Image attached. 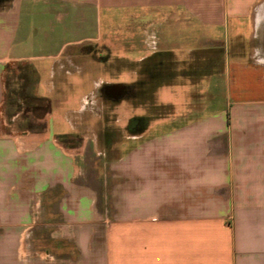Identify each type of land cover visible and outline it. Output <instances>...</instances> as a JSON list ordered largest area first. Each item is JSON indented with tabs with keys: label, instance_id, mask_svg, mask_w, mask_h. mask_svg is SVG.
Returning a JSON list of instances; mask_svg holds the SVG:
<instances>
[{
	"label": "crops",
	"instance_id": "obj_1",
	"mask_svg": "<svg viewBox=\"0 0 264 264\" xmlns=\"http://www.w3.org/2000/svg\"><path fill=\"white\" fill-rule=\"evenodd\" d=\"M257 1L0 0V264H264ZM103 6L124 8L119 40L127 51L118 57H153L146 73L156 101L180 74L184 53L183 110L140 115L125 127L95 112L105 86L128 87L106 81L96 64L104 51L95 48L112 43V32L80 34ZM226 17L234 21L231 40L204 33ZM145 22L154 26L152 44L142 46ZM15 61L34 64L38 95L50 102L38 129L17 128L4 115ZM236 68L255 84L238 86ZM214 75L221 88L205 84ZM54 104L65 108L60 121Z\"/></svg>",
	"mask_w": 264,
	"mask_h": 264
},
{
	"label": "rangeland",
	"instance_id": "obj_2",
	"mask_svg": "<svg viewBox=\"0 0 264 264\" xmlns=\"http://www.w3.org/2000/svg\"><path fill=\"white\" fill-rule=\"evenodd\" d=\"M198 1V0H194ZM204 1L205 0H199ZM211 2H218L220 0H208ZM5 0H2L4 3ZM258 3H264V0H258ZM211 11L209 12V14ZM264 13V10L263 12ZM229 20V21H227ZM231 18L224 21L223 24L215 27L214 29L211 27H205L209 34L216 33L218 37H230V40L234 36V27ZM148 22H145L141 26L142 31V46H147L146 44H152V30L154 28L153 25H148ZM148 25V26H147ZM80 34L83 35L86 33H93L95 31L97 34H104L106 32H112L111 40L112 43L107 42L106 45L101 43V45H97L96 50L102 49L104 54H102L103 58H97V67L100 70L101 74L108 82L119 81L124 84H128L127 93H125L122 99L119 97L121 93H119L116 99L115 97H111L106 94H102L101 99L98 103V106L95 109L97 114H105L107 116H117L116 124L119 127H125L130 118L133 120L140 115L144 117L149 116H161V115H169L175 113L180 110H183V99H184V81L185 77L182 74L183 72V61H185L184 53L181 52L178 54L180 58L183 56L181 63H179L180 74L175 76V82L169 85L161 86L157 91V101L153 96L152 89V75L148 72H152L153 65L149 64L153 61V57L148 58L147 60H139L136 58H120L118 56L125 55L126 51L124 49L127 47V44L121 45L119 38L121 36L124 37V31L126 27H124V8L120 6H115L113 8L103 6L101 10L97 12V21L96 25L92 22L88 23L86 26H82ZM203 30V28H201ZM136 31V28L134 29ZM251 31V27L249 25L245 26L244 34L249 35ZM126 32V31H125ZM126 35V33H125ZM118 38V41L116 39ZM145 39L146 41L144 42ZM109 41V40H108ZM106 46L107 48H105ZM136 47L135 44L129 43V48ZM225 49L222 51L220 55L221 62L218 65V71L222 72V69L226 63V45ZM109 49V50H108ZM142 50H133L130 51L133 56L136 57L138 53ZM184 59V60H183ZM216 59V58H214ZM216 61V60H215ZM146 62V63H145ZM102 69V70H101ZM237 73L235 74L238 77L236 79V83L238 86H244L248 89L249 84H255V80L249 76L250 71L247 70H239L236 68ZM243 70V71H242ZM139 72H141L139 74ZM141 80V83L136 85V80ZM168 79V78H167ZM178 81V82H177ZM221 79L220 77H216V75L205 80V84H213L219 85L221 88ZM218 82V84H217ZM39 83V76L36 72L34 64L30 61H15L14 64L10 65L6 73V100L4 104V115L7 119L8 123L14 124L17 128H29V129H38L40 128L44 122H40L38 117H45L47 113L50 111L48 99L38 95L37 87ZM224 84V83H223ZM126 87V86H125ZM138 87V89H136ZM118 88H122L121 84H119ZM171 88V90H170ZM125 98V99H124ZM104 99V100H103ZM55 100L54 102H56ZM177 104L175 107L169 105V102ZM57 103V102H56ZM76 100H72L70 105H77ZM158 103L159 105L155 104ZM63 106H58L56 104L53 105V114L55 119L60 121L63 114ZM14 116L13 119L11 117ZM145 117V118H146ZM11 120V121H10ZM132 120V121H133ZM130 127H135L136 123L132 122L129 124Z\"/></svg>",
	"mask_w": 264,
	"mask_h": 264
},
{
	"label": "flooded vegetation",
	"instance_id": "obj_3",
	"mask_svg": "<svg viewBox=\"0 0 264 264\" xmlns=\"http://www.w3.org/2000/svg\"><path fill=\"white\" fill-rule=\"evenodd\" d=\"M121 87L122 88L120 89V91L118 87L105 86L103 88V93L116 98L119 93H121V95H124V93H126V89H124V86Z\"/></svg>",
	"mask_w": 264,
	"mask_h": 264
},
{
	"label": "trees",
	"instance_id": "obj_4",
	"mask_svg": "<svg viewBox=\"0 0 264 264\" xmlns=\"http://www.w3.org/2000/svg\"><path fill=\"white\" fill-rule=\"evenodd\" d=\"M173 66L175 65V63H174V61L171 63ZM10 66H8V68H9ZM172 67V66H171ZM8 68H7V70H8ZM48 102H49V100H48ZM49 107H50V102H49ZM51 108V107H50ZM135 120V119H134ZM133 120V121H134Z\"/></svg>",
	"mask_w": 264,
	"mask_h": 264
},
{
	"label": "water",
	"instance_id": "obj_5",
	"mask_svg": "<svg viewBox=\"0 0 264 264\" xmlns=\"http://www.w3.org/2000/svg\"><path fill=\"white\" fill-rule=\"evenodd\" d=\"M121 89V88H120Z\"/></svg>",
	"mask_w": 264,
	"mask_h": 264
}]
</instances>
